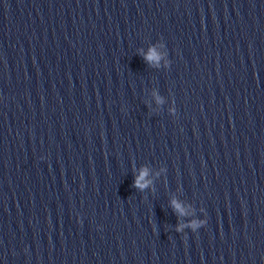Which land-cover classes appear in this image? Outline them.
<instances>
[{"label":"clouds","instance_id":"clouds-1","mask_svg":"<svg viewBox=\"0 0 264 264\" xmlns=\"http://www.w3.org/2000/svg\"><path fill=\"white\" fill-rule=\"evenodd\" d=\"M159 59L160 57L157 54L155 48L150 49L147 55L145 56V60L149 63L158 62ZM147 175H148L147 169L141 170L140 175L135 178L133 186L141 190L146 188L148 184L150 183L149 181L145 179ZM172 206L176 212L180 213L181 215L184 214V208L179 202H177L176 200H173Z\"/></svg>","mask_w":264,"mask_h":264}]
</instances>
